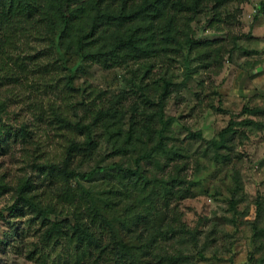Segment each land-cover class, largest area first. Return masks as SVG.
<instances>
[{"label": "trees", "instance_id": "trees-1", "mask_svg": "<svg viewBox=\"0 0 264 264\" xmlns=\"http://www.w3.org/2000/svg\"><path fill=\"white\" fill-rule=\"evenodd\" d=\"M230 1L235 0H0V126L8 129L7 139L22 138L40 144L33 142L28 123H13L15 111L7 114L25 97L27 111L34 119L45 121L55 134L65 138L59 158L38 156L30 163L39 172V186L30 176H23L13 187L10 211L27 210L29 222L38 226V239L29 246L28 257L39 253L44 258L55 255L68 264H139L150 260L152 247L164 232L173 238L177 230L186 234L192 246L199 245L200 229L190 226L184 217L178 218L177 211L167 223L168 210L150 220L139 201L127 199L128 194L120 187L115 192L116 179L124 180L125 187L143 180L146 188L161 180L166 208L172 198L180 201L187 197L189 191L177 190L172 174L151 178L146 166V161L161 155L167 160L183 156L169 146V133L177 121L165 113L172 79L163 77V90L156 98L140 84L144 107L138 102L128 105V92L112 98L93 84L85 88L82 101L74 102L77 93L72 87L73 76L64 75L63 69L72 59L108 69L139 65L151 56L170 52L182 27L211 4L216 11ZM259 9L264 13V3ZM228 51L232 53L233 49ZM55 90L57 94L60 91V101L49 93ZM255 123L249 117L230 120L216 137L208 140L215 160L229 161L235 134L240 139L249 138ZM100 131L109 144L106 149H101L103 142L97 139ZM191 136L203 138L200 131L191 132ZM147 144L148 152L136 155L133 164L128 163L129 148ZM185 168L176 167L173 172L178 177ZM107 176L114 177V181L107 180ZM232 176L230 202L235 209L242 179L237 170ZM97 181L90 188L85 185ZM117 194L124 195L119 199ZM162 255L161 263L185 262L181 257ZM256 263L264 264V260L258 257Z\"/></svg>", "mask_w": 264, "mask_h": 264}, {"label": "rangeland", "instance_id": "rangeland-1", "mask_svg": "<svg viewBox=\"0 0 264 264\" xmlns=\"http://www.w3.org/2000/svg\"><path fill=\"white\" fill-rule=\"evenodd\" d=\"M263 3L264 0H235L216 11L210 8L211 4L182 27L177 44L171 46L170 52L151 56L139 65L131 63L108 69L72 59L63 69L64 75L73 76L72 87L77 93L73 96L74 102L82 101L85 88L93 84L105 89L112 98L128 92V105L138 102L144 107L140 84L156 98L163 90V77L172 79L165 113L177 121L169 133V146L183 156L175 155L173 160H167L161 155L146 161V166L151 178H167L172 174L177 180L176 189L189 191L187 197L180 201L172 198L166 208L161 180L146 188L143 180L125 187L124 180L116 179L115 192L121 188V192L128 194L127 199L139 201L140 208L151 216L150 220L167 210L166 223L173 215L184 217L190 226L200 229V243L192 246L180 230L173 238L164 232L153 245L150 260L139 264H167L161 263L162 254L181 257L183 264H258V257L264 260V13L259 9ZM234 38H238L236 47H233ZM229 49L233 52L229 53ZM32 78L31 83L35 82ZM50 91L60 101V91L58 94L56 90ZM27 107V99L22 97L7 114L15 111L13 123L16 125L28 123L33 142L39 141V145L22 138L7 139L8 129L0 126L3 139L0 143V185H3L0 186V264H68L60 257L54 258L55 255L44 258L38 253L28 257L29 246L38 239L35 236L38 226L29 222L31 215L27 210L13 213L9 209L13 203V187L21 177L30 176L37 185L41 181L39 172L30 166L34 157L59 158L65 141L45 121L34 119ZM141 116L137 118L140 120ZM247 117L256 122L250 137L240 139L235 134L230 160H215L214 148L208 145V140L216 137L230 120L242 121ZM119 118L124 120L121 112ZM196 131L202 132L203 138L191 136ZM102 133L99 132L97 139L103 142L101 149H106L109 144ZM129 151L128 163L133 164L136 155L148 152V144ZM182 166L186 168L177 177L176 167ZM235 170L241 175L242 188L233 209L230 200ZM107 180L114 181V177ZM97 184L98 181L85 182L87 188ZM123 195L116 197L120 199ZM134 203L132 206H136Z\"/></svg>", "mask_w": 264, "mask_h": 264}]
</instances>
